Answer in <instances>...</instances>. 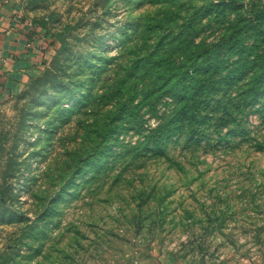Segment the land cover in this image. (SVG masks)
I'll use <instances>...</instances> for the list:
<instances>
[{
	"label": "rangeland",
	"instance_id": "374dc122",
	"mask_svg": "<svg viewBox=\"0 0 264 264\" xmlns=\"http://www.w3.org/2000/svg\"><path fill=\"white\" fill-rule=\"evenodd\" d=\"M20 2L0 264H264V0Z\"/></svg>",
	"mask_w": 264,
	"mask_h": 264
},
{
	"label": "crops",
	"instance_id": "0c3cea01",
	"mask_svg": "<svg viewBox=\"0 0 264 264\" xmlns=\"http://www.w3.org/2000/svg\"><path fill=\"white\" fill-rule=\"evenodd\" d=\"M20 0H0V97L22 86L41 39Z\"/></svg>",
	"mask_w": 264,
	"mask_h": 264
},
{
	"label": "trees",
	"instance_id": "16d2710c",
	"mask_svg": "<svg viewBox=\"0 0 264 264\" xmlns=\"http://www.w3.org/2000/svg\"><path fill=\"white\" fill-rule=\"evenodd\" d=\"M230 6H233L234 3H233V0L232 2L229 3ZM216 47V46H215ZM213 48L214 47H211L209 49H205L204 50H199V56H196L195 58L198 60H201V57H209L211 56L212 54H214L215 52L213 51ZM217 49L219 48H222L224 50H222V53L224 54L225 56V53H229L231 50L230 49H227V48H230L229 46H221V47H216ZM226 48V49H225ZM242 52H247V48L246 46L242 48ZM198 74L196 71L192 72L191 75H189L187 73L186 75V79H189V80H195V75ZM194 77V78H193ZM198 81H203V78L200 77L199 80H195L194 82H198ZM172 88H175V87H172ZM206 96V92L205 90L203 92H199V91H196L194 90V88H191L189 87V89L187 90H184L183 91V94H181V96H179V99H185V98H192V99H196V98H201V97H205ZM202 103V101H200V104ZM200 110V108H196V110L194 111L195 114L198 115V111ZM173 112H171V114H175V116H177L178 114H187L189 113L191 110H186L184 111V109H181L179 107H173L172 109ZM193 133V132H191Z\"/></svg>",
	"mask_w": 264,
	"mask_h": 264
},
{
	"label": "built area",
	"instance_id": "2783aa9c",
	"mask_svg": "<svg viewBox=\"0 0 264 264\" xmlns=\"http://www.w3.org/2000/svg\"><path fill=\"white\" fill-rule=\"evenodd\" d=\"M33 25V23H31Z\"/></svg>",
	"mask_w": 264,
	"mask_h": 264
}]
</instances>
